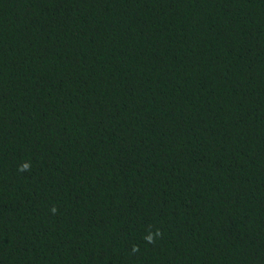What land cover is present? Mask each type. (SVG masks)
<instances>
[{
  "label": "trees",
  "instance_id": "obj_1",
  "mask_svg": "<svg viewBox=\"0 0 264 264\" xmlns=\"http://www.w3.org/2000/svg\"><path fill=\"white\" fill-rule=\"evenodd\" d=\"M0 264H264V0H0Z\"/></svg>",
  "mask_w": 264,
  "mask_h": 264
}]
</instances>
